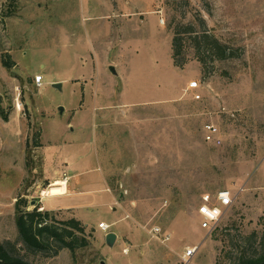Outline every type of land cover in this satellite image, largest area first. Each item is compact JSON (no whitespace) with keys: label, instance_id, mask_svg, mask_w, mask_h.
<instances>
[{"label":"rangeland","instance_id":"obj_1","mask_svg":"<svg viewBox=\"0 0 264 264\" xmlns=\"http://www.w3.org/2000/svg\"><path fill=\"white\" fill-rule=\"evenodd\" d=\"M177 30L184 69L172 59ZM204 32L235 57L215 60L194 39ZM0 96V244H16L26 264H237L263 253L264 0H0ZM207 124L220 146L205 141ZM65 174L63 195H42ZM21 198L79 220L89 245L27 251ZM205 204L226 209L213 230L201 228ZM101 223L118 236L112 248Z\"/></svg>","mask_w":264,"mask_h":264},{"label":"trees","instance_id":"obj_2","mask_svg":"<svg viewBox=\"0 0 264 264\" xmlns=\"http://www.w3.org/2000/svg\"><path fill=\"white\" fill-rule=\"evenodd\" d=\"M189 32H193L191 29ZM180 30H177L172 42V59L174 66L179 69H184L189 63L185 58H180L182 55V37ZM201 38V42L209 46L212 55H215V60L225 61L234 58L233 51L221 43L216 37L210 36L207 32L200 36H195V40ZM198 61L203 65L204 60L198 58ZM5 67L11 69L12 65L5 62ZM2 98L0 96V109ZM28 201L21 198L16 204V226L19 233L18 243L31 253H43L55 257L65 249L75 253L78 249L86 248L89 245L85 238L86 230L79 220L71 219L68 221L58 222L52 212L39 211L36 207L33 211H28ZM16 244L6 242L0 244V264H26L23 257L19 254ZM237 264H264V250L257 258L242 257Z\"/></svg>","mask_w":264,"mask_h":264},{"label":"built area","instance_id":"obj_3","mask_svg":"<svg viewBox=\"0 0 264 264\" xmlns=\"http://www.w3.org/2000/svg\"><path fill=\"white\" fill-rule=\"evenodd\" d=\"M42 82H43V77L41 75L35 77L36 85L41 86ZM199 88H200V83L197 81L191 82L188 87L190 91H195V90H198ZM200 98H201L200 95L195 96V99L197 100H199ZM204 129H205L204 139L206 142L212 143L215 146H220L222 144V141L219 135V130L215 125L207 124ZM65 177H67L66 174H65ZM67 179L68 178H66V183H67ZM229 198H230V192L228 191L222 192L219 195L220 201L225 202V201H228ZM39 211H42V208H40ZM225 213H226V209H221L216 206H209L207 204L200 206L198 210V214L202 218L201 228L213 230L215 227H217L219 221L221 220V218L223 217ZM99 228L101 231L105 232V234H108L111 228V225H108L106 223H101L99 225ZM159 234H160V229L153 230V236H156V238H158L157 235ZM168 241H170V237L166 236L164 240H162L161 242L166 243ZM196 250H197V247L189 249L187 253L184 255V261L188 262L189 259L194 255ZM123 253L127 254L128 249H125Z\"/></svg>","mask_w":264,"mask_h":264},{"label":"bare ground","instance_id":"obj_4","mask_svg":"<svg viewBox=\"0 0 264 264\" xmlns=\"http://www.w3.org/2000/svg\"><path fill=\"white\" fill-rule=\"evenodd\" d=\"M65 181H57L53 186L47 191L42 192L43 196H60L65 193Z\"/></svg>","mask_w":264,"mask_h":264},{"label":"water","instance_id":"obj_5","mask_svg":"<svg viewBox=\"0 0 264 264\" xmlns=\"http://www.w3.org/2000/svg\"><path fill=\"white\" fill-rule=\"evenodd\" d=\"M110 71L112 72V74H114L115 76H117V72L116 69L114 67L110 68ZM54 87L57 89L61 88V84L57 83L54 84ZM60 111L63 112V108H60ZM117 234L114 232H109L108 234L105 235V242L107 244V246H109L110 248L114 247L116 241H117Z\"/></svg>","mask_w":264,"mask_h":264},{"label":"crops","instance_id":"obj_6","mask_svg":"<svg viewBox=\"0 0 264 264\" xmlns=\"http://www.w3.org/2000/svg\"><path fill=\"white\" fill-rule=\"evenodd\" d=\"M70 158H66L65 159V162H67L68 164H69V167L70 168H74L73 166H72V163H70V161L71 160H69ZM78 170V169H77ZM77 170H74V175L73 176H71V177H74L76 180V182H80L81 180H83L84 178V176H86V175H84V174H82L83 173V169H80V171H77ZM70 177V178H71ZM67 178H68V176H67ZM99 178V176L97 175V176H92V177H90V179L91 180H94V181H98L97 179ZM69 179V178H68ZM67 179V180H68ZM55 209V208H54ZM56 209H59V210H61L60 208H56ZM52 211H54V210H52ZM118 239V238H117Z\"/></svg>","mask_w":264,"mask_h":264}]
</instances>
